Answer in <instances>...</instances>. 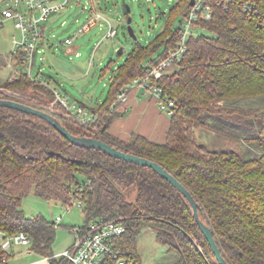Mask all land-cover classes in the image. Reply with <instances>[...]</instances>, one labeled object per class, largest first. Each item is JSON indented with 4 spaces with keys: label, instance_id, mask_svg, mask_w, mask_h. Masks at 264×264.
<instances>
[{
    "label": "trees",
    "instance_id": "1",
    "mask_svg": "<svg viewBox=\"0 0 264 264\" xmlns=\"http://www.w3.org/2000/svg\"><path fill=\"white\" fill-rule=\"evenodd\" d=\"M206 4L211 18L196 22L182 60L159 81L163 94L176 104L175 113L168 115L171 127L163 144L137 134L129 141L113 137L110 128L122 102L113 104L177 48L191 0H180L171 9L165 28L148 44L135 40L124 64L112 70L103 104L80 103L97 117L86 126L57 101L51 76L38 73L30 78L23 58L11 52L0 56V100L44 110L76 137L96 138L160 164L198 202L200 218L211 228L228 264H264V107L256 105L264 100V0H207ZM244 5L251 9L246 11ZM129 11L125 7L126 17ZM7 57L11 71L4 79ZM198 130L233 145L210 149L198 139ZM83 184L85 223L102 219L123 225L125 232L116 247L134 264L142 261L137 240L145 226L152 227L157 240L176 256L173 264H219L189 202L154 170L76 146L45 120L0 107L1 231L24 233L31 239L32 252L47 257L51 264H69L52 249L56 222L41 215L28 217L23 203L33 194L69 205L71 193ZM134 187L135 199L129 201ZM4 256L0 251V264ZM104 264L117 262L107 259Z\"/></svg>",
    "mask_w": 264,
    "mask_h": 264
},
{
    "label": "rangeland",
    "instance_id": "2",
    "mask_svg": "<svg viewBox=\"0 0 264 264\" xmlns=\"http://www.w3.org/2000/svg\"><path fill=\"white\" fill-rule=\"evenodd\" d=\"M179 1L70 0L64 10L52 15L47 22L44 30L45 37L36 53L32 72L34 75L38 72L50 75L54 79L53 84L60 90V86L65 90L68 95L66 97L72 104L89 105L92 101L101 103L107 97L112 70L124 64L136 44L128 31V19L132 20L131 27L137 42L145 46L163 31L170 19L171 9L176 7ZM125 7L130 10L127 17L124 14ZM95 12L100 13L115 27L117 26L118 35L115 38H107L108 26L105 20H99L97 25L88 32L79 33V30L95 16ZM163 12L166 14L161 16ZM178 23L179 20L175 24L178 25ZM7 25L4 29L0 28V56L4 57L11 51V34L15 32L11 23ZM68 39L73 40L71 46L65 44ZM120 49H123V54H119ZM163 51L161 48L160 53ZM7 59L8 65L2 71L4 79L11 71L9 65L11 58L7 57ZM109 63H111L109 70L102 76V72L106 70ZM91 99L93 100L90 101ZM256 105L264 107V100L256 101ZM197 137L210 149H227L223 147L224 144L233 145L227 140L224 142L229 144L222 140L220 142V139L212 134L203 135L201 130L197 131ZM238 149L245 150L243 147ZM135 196L136 187L132 188L128 194V200H134ZM67 208L66 205L44 201L33 194L29 195L23 203V210L28 217L41 215L50 222L55 221L58 216L62 217V222L56 229V238L52 247L55 254H62L74 245L75 236L70 228L85 224L78 202L70 207V212H67ZM137 250L142 260L141 264H173L176 261V256L169 253L157 240L155 230L149 226L142 228L137 240Z\"/></svg>",
    "mask_w": 264,
    "mask_h": 264
},
{
    "label": "built area",
    "instance_id": "3",
    "mask_svg": "<svg viewBox=\"0 0 264 264\" xmlns=\"http://www.w3.org/2000/svg\"><path fill=\"white\" fill-rule=\"evenodd\" d=\"M69 2L70 0H0V28L4 29L8 26L7 23H11L15 32L11 34L10 52L23 58V67L30 78L35 77L32 70L35 66L36 53L45 37L44 30L47 22L52 15L64 10ZM206 2L207 0H195L184 20L181 41L177 48L168 51L164 60L151 66L146 76L136 79L132 85V88L150 93L155 98L158 108L169 116L175 113L176 104L163 94L159 81L171 67L182 60L187 50L186 40L193 33L196 22L211 18V9ZM244 7L246 11L251 9L250 6L244 5ZM99 20H105L109 26L107 38H114L117 35L116 28L98 12H95V16L79 30V33L88 32L97 25ZM72 42V39H68L65 44L71 46ZM127 92H129L128 89L118 95L113 107L126 101ZM55 95L69 116L79 124L86 126L97 119L82 107L71 105L68 98L58 90L55 91ZM52 108L50 107V110H53ZM85 186L86 184L80 185L71 193V202L66 205L67 212H70V207L75 202H78L82 209L81 194ZM55 222L57 225L61 223L62 217H56ZM71 231L75 236L74 245L59 255L66 258L69 264H104L107 259L115 260L117 264H134L132 258L124 256L116 247V241L125 232L123 225L113 221L94 219L81 227H73ZM30 245L31 239L26 234L8 235L0 230V251L6 254L2 258L3 264L7 263L15 248Z\"/></svg>",
    "mask_w": 264,
    "mask_h": 264
},
{
    "label": "crops",
    "instance_id": "4",
    "mask_svg": "<svg viewBox=\"0 0 264 264\" xmlns=\"http://www.w3.org/2000/svg\"><path fill=\"white\" fill-rule=\"evenodd\" d=\"M111 25L115 27L114 24ZM108 30H109V26H108ZM78 54L79 53H77V55ZM91 64L92 63H90V65ZM108 70L109 69L107 66L106 70L102 72V76L105 75ZM38 73L45 77L50 76V75H44L41 72ZM55 88L63 95L68 96L65 90L61 86H60L61 90L57 86H55ZM129 90L130 91L126 101L118 105L116 109V111L119 113V116L116 117L112 122L110 128V134L113 137L122 141H129L134 134H137L145 137L146 139L154 143H158V144L165 143L171 127V118L167 114L160 111V109L157 106L155 98L149 95L145 90L136 89L132 87L131 88L129 87ZM108 94H109V90L107 93V97ZM92 100L93 99H91L90 101ZM105 100L101 103H94V101H92V103L86 105L95 107L103 104ZM71 105L73 104L71 103ZM60 254H55V256H59ZM7 264H51V263L47 257L32 252L29 246V247L15 248L13 250L12 256L8 259Z\"/></svg>",
    "mask_w": 264,
    "mask_h": 264
},
{
    "label": "water",
    "instance_id": "5",
    "mask_svg": "<svg viewBox=\"0 0 264 264\" xmlns=\"http://www.w3.org/2000/svg\"><path fill=\"white\" fill-rule=\"evenodd\" d=\"M194 3L195 0H191V6H193ZM131 22L132 20L129 18L127 22L128 31L130 36L134 40H137L134 31L131 27ZM119 53L123 54V49H120ZM0 107L16 110L45 120L46 122L51 124L61 135H63L69 142H71L76 146L86 149H94L103 152L112 158L123 160L135 165L148 167L154 170L159 176L167 180L174 188H176L186 198V200L189 202L193 210L196 223L199 229L201 230V232L203 233L204 237L206 238L217 261L219 262V264H228V262L224 259V257L221 254V251L216 243L211 228L206 223H204L200 218L201 207L198 204V202L194 199L190 191L174 175H172L169 171L163 168L160 164L145 158H141L134 154H130L118 150L117 148L111 146L110 144L105 143L96 138L76 137L72 135L54 116H52L51 114H49L44 110L36 109L31 106L11 100H0Z\"/></svg>",
    "mask_w": 264,
    "mask_h": 264
}]
</instances>
